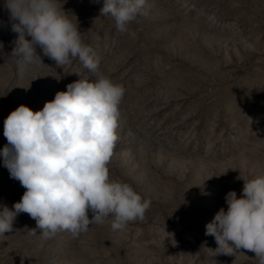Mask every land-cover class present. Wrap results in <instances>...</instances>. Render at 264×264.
<instances>
[{"label": "rangeland", "instance_id": "obj_1", "mask_svg": "<svg viewBox=\"0 0 264 264\" xmlns=\"http://www.w3.org/2000/svg\"><path fill=\"white\" fill-rule=\"evenodd\" d=\"M60 2L98 68L56 66L39 47L44 64L19 65L0 0V150L11 111H39L69 83L103 74L124 89L109 178L151 206L123 230L109 219L75 238H44L21 213L0 235V264H258L244 249L218 255L205 232L229 191L240 197L243 180L264 175V0H146L125 32L101 16L103 0ZM24 192L0 157V206Z\"/></svg>", "mask_w": 264, "mask_h": 264}, {"label": "clouds", "instance_id": "obj_2", "mask_svg": "<svg viewBox=\"0 0 264 264\" xmlns=\"http://www.w3.org/2000/svg\"><path fill=\"white\" fill-rule=\"evenodd\" d=\"M145 3L103 0L100 14L111 17L117 31L125 32L129 23L145 14ZM3 7L11 30L19 34L8 55L19 65L44 64L36 51L39 47L56 66L78 59L96 72L99 60L60 0H4ZM123 95L121 85L97 74L95 80L79 78L69 83L39 111L21 104L10 112L4 120L7 144L0 157L25 192L12 208L0 206V235L13 231L21 213L36 221L44 238L62 231L75 238L91 224L109 219L113 230L144 220L151 200L142 198L129 183L109 178ZM243 181L240 197L229 191L227 210L221 207L206 224L205 235L213 236L217 244L215 250L208 249L218 255H236L244 249L264 264V175ZM31 231L36 235V229Z\"/></svg>", "mask_w": 264, "mask_h": 264}]
</instances>
